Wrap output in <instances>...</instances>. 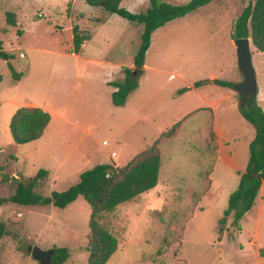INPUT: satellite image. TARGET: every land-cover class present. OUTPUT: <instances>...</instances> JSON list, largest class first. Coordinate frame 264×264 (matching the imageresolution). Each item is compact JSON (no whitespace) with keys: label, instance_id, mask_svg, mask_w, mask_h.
Listing matches in <instances>:
<instances>
[{"label":"rangeland","instance_id":"374dc122","mask_svg":"<svg viewBox=\"0 0 264 264\" xmlns=\"http://www.w3.org/2000/svg\"><path fill=\"white\" fill-rule=\"evenodd\" d=\"M254 1L215 0L156 30L146 58L149 69L139 77V87L125 105L104 115L98 111L107 100L101 85L80 80L72 64L71 32L59 39L58 29L67 25L71 5L65 9L63 0H0V42L13 55L10 63L16 72L23 73L17 80L8 61L0 57V197L13 193L15 178L35 176L40 167L48 166L45 158H36L33 145L15 142L13 115L29 101H52L70 106V118L97 138L102 155L98 163L116 152L115 160L125 165L160 139L158 185L104 219L118 239L107 264H264V216L259 227L256 219L264 194L250 216L238 225L227 218L228 228L220 232L230 196L240 184L238 171L249 164L256 131L240 112L241 95L235 87L214 86L210 83L214 77L205 79L215 74L235 85L244 79L232 34L236 19ZM127 6L141 13L147 5L124 0L122 7ZM8 12L16 13L17 26L8 23ZM96 17L108 21L106 29L134 27L122 39L123 48L113 51L117 60L133 62L144 26L104 8ZM107 33L99 32L95 43L106 45ZM253 53L256 61L264 60L259 50ZM197 82L201 84L189 87ZM94 113L98 118H91ZM175 125L174 133L164 135ZM71 182L75 179L61 189ZM39 192L52 195L49 178ZM91 211L83 197L66 208L6 203L0 207L6 224L0 264H41L29 247L50 250L54 245L70 249L66 264H88Z\"/></svg>","mask_w":264,"mask_h":264},{"label":"trees","instance_id":"16d2710c","mask_svg":"<svg viewBox=\"0 0 264 264\" xmlns=\"http://www.w3.org/2000/svg\"><path fill=\"white\" fill-rule=\"evenodd\" d=\"M91 6L103 7L108 12L118 14L124 19L144 26L142 43L135 57V68L125 67L126 78L116 82L118 88L112 99L116 106L125 105L130 94L139 87V77L145 71L147 52L151 46L153 33L159 28L177 18L184 17L194 10L208 5L215 0H190L185 4H172L160 0H149V7L145 12L132 13L121 6L123 0H85ZM8 23L17 26L16 13L8 12ZM100 21V20H99ZM73 43L77 51H81L83 43L90 35L82 32L78 26L74 27ZM23 33V32H21ZM252 38L257 50L264 52V0L250 3L236 19L233 39ZM0 57L7 60L13 76L19 80L23 73H17L8 53L0 42ZM3 76L0 74V81ZM215 84L235 87L234 82L219 79ZM201 82L195 83L199 86ZM185 90V89H184ZM243 117L250 122L256 131L255 138L250 144V159L245 171H238L240 184L229 200V208L225 218L221 220L220 232L227 230L228 220L232 218V225H238L244 216L253 208L264 185V109L260 106L257 96L250 99L244 107H240ZM51 121V114L39 107H21L16 110L11 120V130L17 144H28L41 138ZM177 125L164 133L169 136L175 132ZM160 140V139H159ZM157 140L151 147L140 151L119 172L108 177L112 169L111 164H98L85 170L78 183L63 191H53L51 196H44L39 187L48 176V171L40 169L35 176L12 181L13 193L8 197H0V207L6 203L24 206L54 205L66 208L80 197L91 206L89 220L90 235L88 243V264H107L118 248V239L104 222L121 204L137 199L144 192L156 187L160 178L162 164L161 150ZM6 224L0 218V241L5 235ZM51 250L52 264H66L70 258V249L54 245ZM264 256V251L262 252Z\"/></svg>","mask_w":264,"mask_h":264},{"label":"crops","instance_id":"0c3cea01","mask_svg":"<svg viewBox=\"0 0 264 264\" xmlns=\"http://www.w3.org/2000/svg\"><path fill=\"white\" fill-rule=\"evenodd\" d=\"M63 1L65 2V9L69 8L67 6L68 4L71 5V11L66 17L68 18V20H64L67 22V25H65V27L62 29H58L59 36L61 37L59 39L64 40V35L71 32L70 37H68L70 38L72 44L70 55L75 58V61L72 64L77 70L78 78L80 80H84L86 83L93 82L99 83L101 85L102 91L105 92L107 100L104 106H98V111H104L103 114L107 115L108 113L113 112L116 108H118V106L114 104L112 99L113 93L118 90L115 83L122 82L126 78V73L124 71L125 67L130 69L135 68V58L133 62L124 63L116 59V56L113 55V51L123 48L122 39L125 38L134 27H132V25H128L124 30L120 31L112 28L106 29L108 27V21H101L100 18L96 17L97 13L103 7L91 6L86 3L85 0ZM141 2H143L144 6L147 5L146 9L149 7V0H141ZM126 9H128L132 13H139L135 12L136 7L134 6H127ZM60 14H62L61 9L60 11H58L57 17L62 16ZM32 21L33 19H31L30 22ZM80 23H82V25ZM75 26H78L82 32L90 35V38L83 43L81 51H77L73 43V30ZM103 30L108 31V43L106 45L100 46L95 43V37L99 32H102ZM109 33L112 34V36L109 35ZM62 41L61 45L63 43ZM251 49L258 82L257 98L260 106L264 109V60L259 58L258 61H256L253 49L257 50V48L254 46L253 42L251 44ZM260 54H264V52L260 51ZM146 69H149L147 64H145V70ZM211 77L221 80L220 77L215 74H211L205 77V79ZM210 83L214 86H217L214 81H210ZM189 87L193 89L195 86L190 83ZM199 89L200 88L198 87L197 90ZM224 95L229 94L226 93ZM24 105L25 106L21 107H39L51 114V121L47 126L43 136L38 140H35L28 144L34 146L33 152L37 159L38 157L46 159L48 166H42L40 167V169H45L48 171V176L46 178H49L50 180L52 191H63L70 188L76 181V183L79 182L80 176L85 170L91 169L98 164H119L115 160L118 154L116 155V157H112V154L114 152L108 156V161L98 163L101 154L98 150V147H96L95 142L97 141V138L94 137L90 133V131H85L84 127L79 122H76L75 120L70 118V106H56L52 103V101L44 104H37L33 101H29ZM91 118H98V115L94 113ZM119 165L120 167L125 166L121 164ZM72 179H75V182H71L73 184H71L66 189H61L62 187H65V184L70 183ZM263 192L264 185L258 196L259 198L264 194ZM256 202L253 207H255ZM252 209L244 216V218L250 216ZM263 212L264 205L263 200L261 199L260 207L256 214L258 227L262 223V219L264 216ZM259 234L260 230L258 229L257 237ZM219 252L222 254L224 251L220 250Z\"/></svg>","mask_w":264,"mask_h":264},{"label":"water","instance_id":"95a60500","mask_svg":"<svg viewBox=\"0 0 264 264\" xmlns=\"http://www.w3.org/2000/svg\"><path fill=\"white\" fill-rule=\"evenodd\" d=\"M234 43L237 46L239 68L244 76V79L235 85V89L241 95L240 106L244 107L250 99L255 98L258 94L257 75L251 49L252 38H237L234 39ZM29 251L41 264H52L53 251L51 249L44 250L38 246H30Z\"/></svg>","mask_w":264,"mask_h":264},{"label":"built area","instance_id":"2783aa9c","mask_svg":"<svg viewBox=\"0 0 264 264\" xmlns=\"http://www.w3.org/2000/svg\"><path fill=\"white\" fill-rule=\"evenodd\" d=\"M116 155H117V153L114 152L112 154V157H116ZM111 166H112V169L108 172V175H107L108 177H110L114 172H119L121 169L120 165L117 163H113Z\"/></svg>","mask_w":264,"mask_h":264}]
</instances>
